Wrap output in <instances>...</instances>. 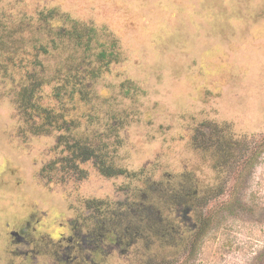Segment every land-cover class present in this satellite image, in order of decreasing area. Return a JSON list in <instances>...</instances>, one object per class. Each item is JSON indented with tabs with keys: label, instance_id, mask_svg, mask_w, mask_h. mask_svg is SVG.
<instances>
[{
	"label": "rangeland",
	"instance_id": "obj_1",
	"mask_svg": "<svg viewBox=\"0 0 264 264\" xmlns=\"http://www.w3.org/2000/svg\"><path fill=\"white\" fill-rule=\"evenodd\" d=\"M17 213L36 264H264V0H0V264Z\"/></svg>",
	"mask_w": 264,
	"mask_h": 264
},
{
	"label": "flooded vegetation",
	"instance_id": "obj_2",
	"mask_svg": "<svg viewBox=\"0 0 264 264\" xmlns=\"http://www.w3.org/2000/svg\"><path fill=\"white\" fill-rule=\"evenodd\" d=\"M186 209L189 210V213L193 210L192 206H188V204ZM23 218L24 217L19 213L16 215L14 214V219L17 220V223L19 222L18 224L14 223L18 227H11V222L6 223V237L13 236L8 242V245L11 244L13 248L10 249L11 257L6 261L7 264L13 263V256L20 258V262H14L15 264H36L33 261L35 257L37 258V255H34V247L31 246L38 240L31 234V231L33 233V229L30 227V220L24 221L22 220ZM69 227L70 226H68V228ZM198 228V224H196L194 227L196 233ZM61 234L63 235V232ZM123 238L122 234L120 235L114 226L98 227L96 230H93L91 234L87 233L86 236H83L78 231L75 233L71 232L68 236L59 235V240L56 242L58 250L59 252L61 251L62 254V259H59V261L62 264H93L94 260L92 255L90 256V254L87 253L85 255L83 253L84 249L87 248V250H89L87 252L96 253L100 256L108 252L110 243L121 245ZM23 245H26V247H23ZM105 246H107L108 249H104Z\"/></svg>",
	"mask_w": 264,
	"mask_h": 264
},
{
	"label": "trees",
	"instance_id": "obj_3",
	"mask_svg": "<svg viewBox=\"0 0 264 264\" xmlns=\"http://www.w3.org/2000/svg\"><path fill=\"white\" fill-rule=\"evenodd\" d=\"M103 163H104V162H102V164H103ZM101 171H102L104 174H106V175H111V174H112V173H110L111 171L109 170V168H108V167H105V166L102 167Z\"/></svg>",
	"mask_w": 264,
	"mask_h": 264
}]
</instances>
